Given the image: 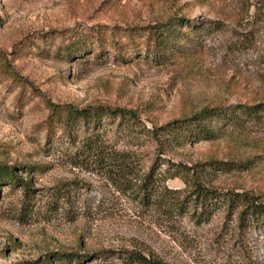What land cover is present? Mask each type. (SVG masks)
I'll use <instances>...</instances> for the list:
<instances>
[{"label":"rangeland","instance_id":"obj_1","mask_svg":"<svg viewBox=\"0 0 264 264\" xmlns=\"http://www.w3.org/2000/svg\"><path fill=\"white\" fill-rule=\"evenodd\" d=\"M169 19L183 33L159 52L151 31ZM45 101L134 109L146 130L205 106L225 107L230 120L215 123L218 138L181 146L103 121L101 145L105 136L127 152L132 168L117 186L104 160L81 148L75 126V141L59 125L46 137ZM257 103L264 0H0V163L31 189L0 182V264H42L56 251L79 252V264H121L130 249L166 264H264L262 225L240 226L224 210L195 222L135 193L143 175L163 178L174 163L245 161L231 171L206 167L204 185L264 202V106L255 116L237 107ZM163 183L186 188L177 177Z\"/></svg>","mask_w":264,"mask_h":264},{"label":"trees","instance_id":"obj_2","mask_svg":"<svg viewBox=\"0 0 264 264\" xmlns=\"http://www.w3.org/2000/svg\"><path fill=\"white\" fill-rule=\"evenodd\" d=\"M177 19H169L164 23L156 25V31H151L153 43L159 52L171 50L173 41L183 32L178 29ZM174 47V46H173ZM47 108L45 118V134L50 138L55 126L59 125L68 139L71 141L75 135L72 127L79 130V142L82 149L89 152V156L104 160L106 171L116 174V185L126 186V177L131 171L127 165L128 153L109 148L106 145L104 136V147L101 145V129L109 123L115 122V130L125 135H136L143 129L148 131L150 136L159 143L184 145L191 140H214L219 137L218 128L215 123L222 119L230 120V113L223 106H205L192 115L180 119H173L163 125L146 130L139 120L138 112L134 109L111 107L108 105H93L83 108H76L70 104H54L44 102ZM264 106V103H257L246 106L240 105L243 112L255 116ZM105 128V126H104ZM97 129H99L97 131ZM96 130V131H95ZM75 141V140H72ZM247 162L216 161L207 160L198 162L192 166H185L180 163L171 164V171L163 178H155L147 172L143 175L136 194L146 205L162 209L166 214L189 213L195 222L207 220L213 211L224 210L225 216L235 215L237 223L243 226L247 223H256L264 227V202L260 195H252L247 191H235L233 189L224 192L218 191L215 187H206L202 178L209 172L206 167L214 170L231 171L242 169ZM128 166V167H127ZM14 166L0 163V182L6 181L15 185L21 182L23 193L30 192L27 181H22L19 176L12 173ZM112 167V168H110ZM154 165L151 166V170ZM20 169H30L31 166H19ZM109 168V169H108ZM111 173V174H113ZM179 178L185 185L184 189L167 187L164 178ZM131 187L130 185L128 186ZM192 203V204H191ZM27 204L24 203L22 208ZM191 207V208H189ZM56 264H79L82 255L79 252H48L44 254L42 264H51L52 259ZM121 264H166L158 259L151 252L144 253L140 249H130L123 253Z\"/></svg>","mask_w":264,"mask_h":264}]
</instances>
